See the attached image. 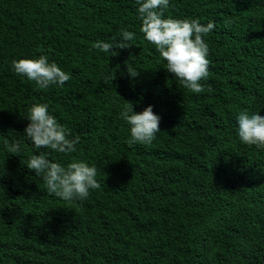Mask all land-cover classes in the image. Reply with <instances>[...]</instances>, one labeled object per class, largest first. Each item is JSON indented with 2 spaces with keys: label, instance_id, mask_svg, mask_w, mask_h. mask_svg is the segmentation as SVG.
<instances>
[{
  "label": "trees",
  "instance_id": "trees-1",
  "mask_svg": "<svg viewBox=\"0 0 264 264\" xmlns=\"http://www.w3.org/2000/svg\"><path fill=\"white\" fill-rule=\"evenodd\" d=\"M136 0H0V264H264V149L237 115L264 116V0H169L164 18L214 22L205 92L184 88L140 32ZM134 33L113 56L92 47ZM115 38V39H113ZM48 57L71 76L38 89L13 59ZM137 70L130 77L126 62ZM126 101L161 117L150 145H129ZM80 137L70 155L36 149L28 109ZM19 141L8 153L4 140ZM44 152L97 169L84 200L49 195L27 168Z\"/></svg>",
  "mask_w": 264,
  "mask_h": 264
},
{
  "label": "clouds",
  "instance_id": "clouds-1",
  "mask_svg": "<svg viewBox=\"0 0 264 264\" xmlns=\"http://www.w3.org/2000/svg\"><path fill=\"white\" fill-rule=\"evenodd\" d=\"M137 12L141 21L140 32L144 39L154 45L162 60L166 62V70L192 93L205 92L201 81L209 76V46L205 37L214 29L215 23L207 25L198 19L164 18V10L169 7V0H136ZM121 40L114 48L112 42L96 41L92 47L100 52H112L115 49H128L126 43L134 38V33L121 29ZM115 39V38H113ZM126 63L130 77L139 73ZM11 69L17 76L34 81L38 89H46L51 85H63L71 76L62 70L57 63H49L48 57L41 55L38 59L21 58L11 61ZM120 118L127 123L130 131L128 144L150 145L160 132V119L153 112L151 105L140 113L133 110V104L126 101L120 112ZM26 119L29 121L24 129L26 137L36 149H50L53 152L70 155L76 152L75 145L80 137L69 139L67 129L49 114L47 104H33L28 109ZM238 138L241 143L264 149V116L249 114L247 110L238 113ZM8 153H20L19 141L4 140ZM30 170L41 177L49 195H55L66 201L87 199L90 190L100 188L96 180L97 169L94 165L72 159L66 166L49 160L44 152L31 155L26 163Z\"/></svg>",
  "mask_w": 264,
  "mask_h": 264
}]
</instances>
